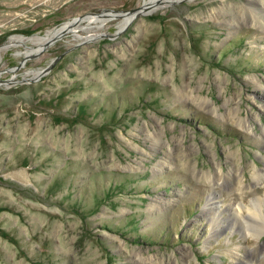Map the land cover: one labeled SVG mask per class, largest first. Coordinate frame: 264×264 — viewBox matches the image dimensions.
Returning <instances> with one entry per match:
<instances>
[{
  "label": "rangeland",
  "instance_id": "1",
  "mask_svg": "<svg viewBox=\"0 0 264 264\" xmlns=\"http://www.w3.org/2000/svg\"><path fill=\"white\" fill-rule=\"evenodd\" d=\"M143 1L0 0V45ZM164 1L0 73V264H264V0Z\"/></svg>",
  "mask_w": 264,
  "mask_h": 264
},
{
  "label": "water",
  "instance_id": "2",
  "mask_svg": "<svg viewBox=\"0 0 264 264\" xmlns=\"http://www.w3.org/2000/svg\"><path fill=\"white\" fill-rule=\"evenodd\" d=\"M156 6L154 3H147L145 4L144 1L142 2V4L139 6V7H136V8H133V9H129V10H125V11H114V10H101L97 13H85V14H82V15H79L73 19H71V21H67L69 22V28L70 29H73L76 25H78V23L85 17V16H95V17H98V18H105V17H108V16H112L113 18H122V17H128L129 20L123 25L122 29L135 17L139 16V15H143V14H146V13H149L152 8ZM64 23V22H63ZM63 23H61L60 25H62ZM58 25V26H60ZM57 26L53 27V28H56ZM69 29V30H70ZM68 30V33H63L61 36H59V38H54L50 41H46L40 48H38L37 50H31V48L27 47L26 45H22L27 51V50H31L29 51V53H25L24 52V57L23 59L20 61V64L18 67H14L12 69H5L3 71H0L1 72H8V73H13L15 70H17L22 64L24 61H26L27 59H30V58H33V57H36L38 56L40 53H42L47 47H49L50 45H52L53 43H55L57 40L61 39L62 37H65L67 36L68 34H71L73 35L70 31ZM31 35H34V34H31ZM29 35V36H31ZM13 36V35H11ZM23 36V35H22ZM77 37V36H76ZM6 43L4 44H1L0 45V48L3 47ZM35 49V48H34ZM63 55V53L57 57H54L48 65H46L44 68L40 69V70H37L34 74H33V77L31 78H22L21 80L17 81L18 83H32V82H35L37 81V79H39L42 75L46 74L47 72H49L51 70V68L53 67V65L55 64V62L61 58V56ZM33 72V71H32ZM32 72H29V73H32ZM14 77V75H12L10 77V79L8 80H0V85H9V84H12V83H15L12 81V78ZM16 82V83H17Z\"/></svg>",
  "mask_w": 264,
  "mask_h": 264
},
{
  "label": "bare ground",
  "instance_id": "3",
  "mask_svg": "<svg viewBox=\"0 0 264 264\" xmlns=\"http://www.w3.org/2000/svg\"><path fill=\"white\" fill-rule=\"evenodd\" d=\"M156 2H159V0H151V1H146L145 0V4H147V3H154L155 5H157L156 4ZM171 3V1H164L160 6H163V5H165V4H170ZM173 3V2H172ZM86 17V18H85ZM79 23H78V25L81 23V22H83V21H93V20H97V19H99L98 17H95V16H93V17H87V16H85ZM112 16H108V17H105V18H111ZM124 19L126 18V20L124 21V23H126L128 20H129V18L128 17H123ZM66 23H69V22H64L62 25H60L59 27H63ZM124 23H123V25H124ZM78 25H76L75 27L77 28L78 27ZM59 27L57 26L56 28H53L52 30H51V36H49V37H40V38H36L37 36L34 34V36L31 38V39H29V40H22V41H19V42H12V43H6L3 47H1L0 48V52L2 51V50H4V49H8V48H10V47H13V46H16V45H24V44H26V43H34L35 41H49V40H51V38H52V36H54V35H56V34H58L59 32H61V31H59ZM74 27V28H75ZM69 28V27H68ZM70 29V28H69ZM87 29V28H86ZM32 36V35H31ZM35 50H37V49H35ZM33 51V50H32ZM29 53V52H28ZM36 71H33L32 72V74H34ZM256 177H258V176H256ZM211 200V199H210ZM237 208H239V211H242L243 210V208L241 207V206H237ZM247 210H249L250 211V216L251 217H253V219H255L254 220V227H255V230L256 231H262L263 229H264V216H262L261 214H260V212L257 210V209H255V208H247ZM206 214V213H205ZM234 231H233V229H231V233H233Z\"/></svg>",
  "mask_w": 264,
  "mask_h": 264
}]
</instances>
